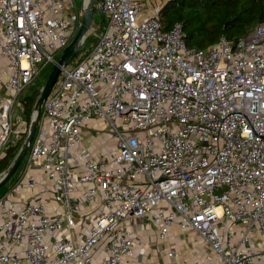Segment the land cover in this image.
<instances>
[{
  "label": "built area",
  "instance_id": "1",
  "mask_svg": "<svg viewBox=\"0 0 264 264\" xmlns=\"http://www.w3.org/2000/svg\"><path fill=\"white\" fill-rule=\"evenodd\" d=\"M99 4L97 38L62 68L24 158L49 187L23 176L0 196V264H134L130 217L162 238L174 224L198 233L219 264H264V23L198 48L181 22L164 29V3ZM68 5L0 0V158L29 128L13 116L19 94L81 26ZM95 118L116 140L108 157L84 144ZM99 195L104 209L78 238L75 213Z\"/></svg>",
  "mask_w": 264,
  "mask_h": 264
},
{
  "label": "crops",
  "instance_id": "2",
  "mask_svg": "<svg viewBox=\"0 0 264 264\" xmlns=\"http://www.w3.org/2000/svg\"><path fill=\"white\" fill-rule=\"evenodd\" d=\"M108 132L110 130L107 123L97 118L90 120L83 127L84 144L94 156L108 157L109 153L115 149L116 140L110 139ZM39 161L40 159L37 160ZM20 167L18 180L23 176H28L40 181L41 187L49 185V180L44 176L39 164L27 167L24 159ZM83 185L81 186L84 187ZM80 192V190L77 191V195ZM45 196L51 198L48 194ZM17 197L21 201H26V192L24 190L19 192ZM102 199V195H99L92 203L85 205L75 213L78 238L85 235L95 215L104 209ZM57 207L55 202H51L48 212H55ZM123 225L131 230L134 236V254L130 258L134 264H219V257L209 244L192 230H182L174 224L168 235L162 238L159 234V227L153 224L149 217H130L123 222ZM171 250H174L175 254L170 255Z\"/></svg>",
  "mask_w": 264,
  "mask_h": 264
},
{
  "label": "trees",
  "instance_id": "3",
  "mask_svg": "<svg viewBox=\"0 0 264 264\" xmlns=\"http://www.w3.org/2000/svg\"><path fill=\"white\" fill-rule=\"evenodd\" d=\"M161 12L164 29L181 22L186 43L206 48L218 42L221 36L237 41L251 35L259 24L264 23V0H169ZM52 67L53 64L46 76ZM39 94L40 90L26 99L24 111L27 119L31 117ZM21 144H11L7 148L0 158V172L9 168Z\"/></svg>",
  "mask_w": 264,
  "mask_h": 264
},
{
  "label": "water",
  "instance_id": "4",
  "mask_svg": "<svg viewBox=\"0 0 264 264\" xmlns=\"http://www.w3.org/2000/svg\"><path fill=\"white\" fill-rule=\"evenodd\" d=\"M82 6V23L81 26L75 35V37L71 40V42L64 48L63 52L61 53L60 57L58 58L57 62L53 64V67L48 74L47 80L43 87L40 90V94L34 106V110L30 117L29 128L25 137V140L21 144L18 152L9 166L7 172L0 178V186L6 183L9 178L17 171L19 166L21 165L22 161L24 160L31 144L34 139L40 115L42 112L43 104L51 91L55 81L57 80L62 68L66 66L70 60L77 55L82 48L84 47L85 43L89 39V31L92 28L93 18H94V10L95 6H97L99 12L102 13V19L100 22V27L103 25L105 21V15L103 8L99 4V0H89L88 3L83 0Z\"/></svg>",
  "mask_w": 264,
  "mask_h": 264
},
{
  "label": "rangeland",
  "instance_id": "5",
  "mask_svg": "<svg viewBox=\"0 0 264 264\" xmlns=\"http://www.w3.org/2000/svg\"><path fill=\"white\" fill-rule=\"evenodd\" d=\"M68 1H70V3L72 4V7H70L69 5H68V7L71 8V10L79 9L80 16L82 17V6H83L84 1L83 0H68ZM168 1L169 0H148V3H150V4H157V3L166 4V3H168ZM101 19H102V13L99 12L97 6H95L93 24H92V28L90 29V31L88 33L89 39L84 45L85 48H88V47L91 48L92 44L96 40L97 32L93 33V31L95 28L100 27ZM76 57H77V55H75L70 60L69 63L70 64L74 63L76 61ZM51 66H52V64L46 65L42 69L41 73L34 79V81L32 83H29L24 88V90L19 94L18 100L16 101L14 108H13V116H14L15 122H19L21 120V118H23V117L27 118L26 112L23 109V106H25L26 99L34 96L37 91L41 90V88L45 84L47 77H48V76H46L47 70H48V68L50 69ZM20 166L17 169V171L9 178V180L6 183H4L2 186H0V196H2L8 189H10L17 182L19 175H20V172H21ZM7 170H8V168H7Z\"/></svg>",
  "mask_w": 264,
  "mask_h": 264
},
{
  "label": "bare ground",
  "instance_id": "6",
  "mask_svg": "<svg viewBox=\"0 0 264 264\" xmlns=\"http://www.w3.org/2000/svg\"><path fill=\"white\" fill-rule=\"evenodd\" d=\"M85 1L88 3L89 0H85Z\"/></svg>",
  "mask_w": 264,
  "mask_h": 264
}]
</instances>
